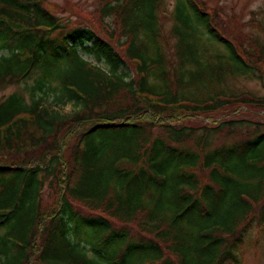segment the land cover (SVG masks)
<instances>
[{
	"label": "trees",
	"instance_id": "16d2710c",
	"mask_svg": "<svg viewBox=\"0 0 264 264\" xmlns=\"http://www.w3.org/2000/svg\"><path fill=\"white\" fill-rule=\"evenodd\" d=\"M70 2L0 0V92L26 84L0 93V264H238L264 227V94L222 83L264 89V43L242 29L260 23L174 0L166 35L164 0ZM191 118L220 120L195 137Z\"/></svg>",
	"mask_w": 264,
	"mask_h": 264
},
{
	"label": "rangeland",
	"instance_id": "374dc122",
	"mask_svg": "<svg viewBox=\"0 0 264 264\" xmlns=\"http://www.w3.org/2000/svg\"><path fill=\"white\" fill-rule=\"evenodd\" d=\"M50 1H56L60 4H63L65 0H50ZM70 6L76 5L74 8L76 11H78V8L84 10H81L82 13L86 9H93L96 6L97 0H69ZM213 1V2H212ZM208 0L207 7H212L215 4L217 0ZM165 4L163 6V9L159 12V23L162 24L163 33L166 35L170 31L171 25L173 23L170 12L173 8L174 0H164ZM75 3V4H74ZM219 5L222 6V9H225V11L230 15L234 14L236 19L239 22H251L253 19H255L257 22L260 23V25H256V23L250 24L249 26H243L242 29H247L249 33L262 43H264V0H219ZM86 13V12H85ZM168 42L170 45L167 52L173 49V43L175 41L174 37L171 36L169 38ZM220 44H218L219 46ZM213 48V47H212ZM213 54L216 51V48L209 50ZM0 54H7V50L5 48H0ZM83 58L91 61L92 63H96L93 57L87 56L83 54ZM99 65H103L101 62L97 63ZM126 71V70H124ZM131 74V72H129ZM232 76H238V77H227V79L224 80L222 83L225 90L231 94V93H240L243 91H250L256 95H263L264 89L261 86L260 81L252 76H245V75H232ZM26 84L19 86H7L4 90H2L0 93L3 94H9L10 92L21 88V86H25ZM219 86V85H217ZM209 87L207 89V85H203V90L206 93L207 90H210ZM42 98L43 103H51L55 109H58L62 112H69L73 109L72 104L69 102H61L54 97V93L50 90L45 91H38L37 94L34 95V98ZM25 99L27 102H29L30 97L28 95L25 96ZM258 116V117H257ZM255 119L264 120V118L260 115H257ZM220 119L217 120L218 123ZM193 126L198 131L199 127H204L206 124H209V126H214V124L206 119H200V118H191L186 121V124ZM246 130L245 128L240 129H233V130H226L221 131L218 133H212L211 134V141L210 144L213 146H218L220 144H230L237 140L242 141L244 137H246L249 133L243 132ZM201 131H198L194 134L195 137H197L198 134H200ZM187 143L194 147H197V140L190 139L187 141ZM250 173L249 171L243 173V176H248L247 174ZM44 198L47 201V203H53L54 202V194L51 193L52 189H45ZM239 263L238 264H264V227L263 231L261 232L260 228L253 226L251 230L248 231V234H246L243 243L239 247ZM227 264H234L227 263Z\"/></svg>",
	"mask_w": 264,
	"mask_h": 264
}]
</instances>
